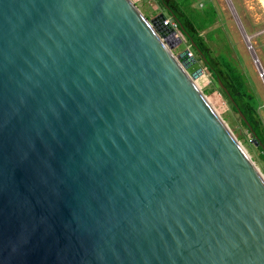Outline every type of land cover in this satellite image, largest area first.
<instances>
[{"label": "water", "instance_id": "1", "mask_svg": "<svg viewBox=\"0 0 264 264\" xmlns=\"http://www.w3.org/2000/svg\"><path fill=\"white\" fill-rule=\"evenodd\" d=\"M167 20L0 0V264H264V174Z\"/></svg>", "mask_w": 264, "mask_h": 264}, {"label": "rangeland", "instance_id": "2", "mask_svg": "<svg viewBox=\"0 0 264 264\" xmlns=\"http://www.w3.org/2000/svg\"><path fill=\"white\" fill-rule=\"evenodd\" d=\"M140 8L142 13L148 18L153 19L159 14L166 15L169 21L167 11L159 4L157 0H133ZM234 7L235 14L239 19L241 27L230 9L228 0H197L193 7L203 9L208 3H212L218 13V19L214 26L204 31L202 34L207 37L209 32H213L216 37L214 41L207 38L211 48L216 52L222 48L227 41L231 47V56L237 61L241 70L249 79L250 86L259 97V114L264 123V13L259 0H230ZM225 35V41L220 40V32ZM244 33L251 37V47L258 57V63L253 58L250 47L248 46ZM181 42L172 48L176 55L189 49L195 57L196 62L188 70L193 73L196 69L203 70L205 76L200 77L201 88L218 110L222 118L226 121L235 136L242 143L252 160L257 164L264 174V161L260 158V150L251 142V134L242 125L239 114L232 109L231 102L225 96L222 88L212 78L204 62L196 55L189 46L187 40L177 30V34L172 40L180 39ZM216 93V94H215Z\"/></svg>", "mask_w": 264, "mask_h": 264}, {"label": "trees", "instance_id": "3", "mask_svg": "<svg viewBox=\"0 0 264 264\" xmlns=\"http://www.w3.org/2000/svg\"><path fill=\"white\" fill-rule=\"evenodd\" d=\"M157 1L177 25V30L187 40L191 50L204 62L212 78L220 87L223 86L221 88L231 102L234 112L239 114L240 111L246 117L252 130L241 117L240 121L251 135L254 133L251 142L255 138L261 144L257 148L261 152L260 158L264 161V123L259 114V97L250 86L248 77L231 56L229 43L226 41L224 46L215 52L207 41V38L215 40L213 32H209L207 37L202 34L217 22L218 13L213 4L208 3L203 9H197L193 7L197 0ZM218 32L220 40L225 41L224 33L220 30Z\"/></svg>", "mask_w": 264, "mask_h": 264}, {"label": "built area", "instance_id": "4", "mask_svg": "<svg viewBox=\"0 0 264 264\" xmlns=\"http://www.w3.org/2000/svg\"><path fill=\"white\" fill-rule=\"evenodd\" d=\"M259 3L262 7L263 13H264V0H259ZM167 22L171 23L173 25V27L175 28V30L177 31V25L175 23H173L172 21L167 20Z\"/></svg>", "mask_w": 264, "mask_h": 264}, {"label": "bare ground", "instance_id": "5", "mask_svg": "<svg viewBox=\"0 0 264 264\" xmlns=\"http://www.w3.org/2000/svg\"><path fill=\"white\" fill-rule=\"evenodd\" d=\"M209 99V98H208ZM211 102V101H210ZM212 103V102H211Z\"/></svg>", "mask_w": 264, "mask_h": 264}]
</instances>
